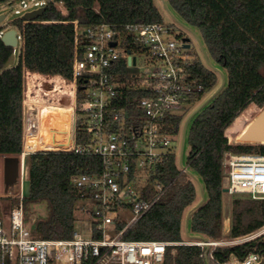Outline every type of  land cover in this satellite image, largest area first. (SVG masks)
Returning a JSON list of instances; mask_svg holds the SVG:
<instances>
[{"label":"trees","instance_id":"trees-1","mask_svg":"<svg viewBox=\"0 0 264 264\" xmlns=\"http://www.w3.org/2000/svg\"><path fill=\"white\" fill-rule=\"evenodd\" d=\"M9 1L0 0V4ZM165 1L185 22L200 31L211 59L225 70L226 84L190 123L191 149L187 161H193L192 175L181 171L178 155L172 149L151 172L143 198L155 195L156 182L167 188L165 194L125 232L123 238L129 241L183 242L187 221L185 228L189 238L199 235L219 240L223 236L225 153L264 155V144H232L225 135L226 127L246 107L251 104L264 107V0ZM46 7L43 15L35 20L46 23H24L22 17L12 21V26L23 36V50L16 65L9 66L15 49L7 46L0 37L2 156L22 153L25 69L44 75L72 77L75 56L73 21L84 28L108 24L116 29L128 23L164 22L156 0H49ZM2 29L4 27L0 26V31ZM110 71L126 76L125 60L118 61ZM190 75L202 87V91L194 94L190 101L191 106H195L216 87L218 75L205 67L200 59L190 67ZM40 79L58 82L52 78ZM33 93L36 99L72 104L71 95L58 94L52 89L37 88ZM144 95L140 91H125L114 108L127 109L134 114L136 101ZM260 110L242 114L237 122V127L241 126L231 133L233 140ZM182 122V115L169 116L165 128L168 133L177 135ZM89 140L83 132L77 133L78 145H88ZM26 164L31 190L29 197L23 199L25 222L36 237L71 239L77 220L76 210L81 202V192L74 186L73 176L99 172L101 159L72 150H39L26 157ZM134 168L132 165L130 178L134 176ZM195 175L203 183L201 194L198 193ZM202 193L207 196L197 207ZM40 203L45 204L46 214L39 213L31 221V215L37 213L36 206ZM126 223V218L120 217L117 229H123ZM263 225L264 199L249 196L233 200L229 237L254 232ZM100 236V233L95 234L96 238ZM251 252L264 254V238L240 246L219 247L211 254L199 245H169L166 257L169 264H225L231 256L243 259Z\"/></svg>","mask_w":264,"mask_h":264},{"label":"built area","instance_id":"built-area-1","mask_svg":"<svg viewBox=\"0 0 264 264\" xmlns=\"http://www.w3.org/2000/svg\"><path fill=\"white\" fill-rule=\"evenodd\" d=\"M48 1L11 0L3 4L19 3L21 9H15V14L21 15L22 10L39 9L47 6ZM29 22L46 23L24 20V23ZM72 23L75 25L72 77L44 75L28 69L24 72V92L27 90V93L23 100L24 134L20 154L23 161L18 190L8 194L10 205L0 203V264H169L166 257L169 245H199L211 254L219 247L240 246L264 238V225L254 232L219 240L167 242L123 238L125 232L165 194L167 188L156 182L155 195L143 198L151 172L172 149L178 155L181 171L192 175L193 161H187V165L183 162L188 120L184 126L181 124L177 135L168 133L165 126L172 115H182L184 120L185 113L192 107V96L202 91L190 75V67L200 58L192 51L191 40L177 35L175 24L128 23L116 29L108 24L84 28L77 21ZM16 30L18 44L19 39L23 42V36ZM5 32L2 29L0 37ZM120 60H125L127 65L124 77L110 71ZM202 63L214 72L211 66ZM42 77L58 82H47V86L38 89H52L72 97L70 145L56 150L98 156L102 162L99 172L73 176V184L81 192L76 214L87 218L89 237H84L75 228L71 239L36 237L24 220L22 184L28 179L26 157L36 152L24 151V137L34 112L36 125L40 119V105L33 93L38 84H31L29 79L46 82L40 79ZM125 91L145 93L136 101L134 114L127 109L114 108ZM33 130L38 132L37 126L31 129L35 133ZM79 131L89 136L88 145L76 143ZM180 134L181 151L177 145ZM132 165L135 166L134 176L130 178ZM223 171L228 194L264 199V155L226 152ZM122 216L127 223L118 230L117 221ZM96 233L101 236L96 238ZM225 264H264V254L251 252L243 259L231 256Z\"/></svg>","mask_w":264,"mask_h":264},{"label":"rangeland","instance_id":"rangeland-1","mask_svg":"<svg viewBox=\"0 0 264 264\" xmlns=\"http://www.w3.org/2000/svg\"><path fill=\"white\" fill-rule=\"evenodd\" d=\"M157 5L159 6L160 12L162 14L163 20L165 23L168 24H175V31L177 32V35H183L186 38H189L192 42V51L202 60L204 61L207 66H211L213 67H217L226 77V73L225 70L218 66L215 62H213V60L211 59L205 44H204V39L202 34L200 33V31H198L195 27L189 25L187 22H185L179 15L178 13L173 10L172 8L168 7V10L164 8V3L162 0H156ZM15 9H21V5L19 3H13L10 5H5V4H0V14H5L6 15V19L2 22L1 26L4 27V29L7 30H11L14 29L15 27L12 26V21L16 18L22 17L24 12L22 10V14L21 15H17L15 14ZM34 9V8H31ZM30 10V9H29ZM23 50V42L19 39L18 40V44L15 47V53L14 56L12 57L9 66H14L19 62L20 59V54L22 53ZM30 83L32 84L33 82H35L36 87L40 88L43 86H47V82H36L35 80H33L32 78L29 79ZM221 83V77L219 75L218 77V82L216 87L207 92L205 94V97L203 98L202 101H200L198 104H196L195 106H192L191 108H189V110L185 113V117L184 120L182 122V125L184 126L185 123L187 122L188 118L190 117V115L193 113V111L195 109H197L200 105H202L206 100L210 99L211 96L214 94V92L216 91V89L219 87ZM50 84H48L49 86ZM39 86V87H38ZM31 89H33V87L31 86ZM27 93V90L24 92V94ZM40 105V111H39V121H38V131L41 133V129L43 130V139H47L49 137L50 134V123H51V114H52V108L51 105H57L58 103L52 102L48 99L45 98H39L37 99ZM211 101V100H210ZM209 102V101H208ZM43 105V106H42ZM263 107H258L256 105H249L248 107H246L243 111H241V113L238 115V117L231 123L229 124L226 129H225V135L228 137L229 142L232 144H250V143H241V142H237L236 140H233V138L231 137V133L238 129L241 125H239V127H237V122L238 120L241 118L242 114H244L246 111H250L253 112L255 109H262ZM33 116V117H32ZM31 116V122H33L34 126H36V122H37V118H36V113L34 112L33 115ZM195 117V116H194ZM192 117L190 120H188V125H187V134L185 137V141H184V151H183V162L185 165H187V159H188V155L190 153V144H189V126L190 123L192 121V119L194 118ZM243 121V120H242ZM181 125V126H182ZM41 127V129H40ZM180 145V151H181V145H182V135L180 134L179 136V140H178V144ZM195 182L197 184L198 187V193L201 194V190L203 189V183L201 181V179L195 175ZM16 189H18L17 187L13 189V187L10 189V193H12L13 191H15ZM9 194V193H8ZM5 192V184H4V159L3 156L0 155V203L2 205H10L11 203V197ZM207 195L205 194L204 197H206ZM248 198V195H231L226 193L224 195L223 198V208H224V214H223V236L222 239H228L229 238V230H228V224H229V217H232V203L233 200L235 198ZM36 210L37 213L32 214L31 215V221H33L36 217L37 214L41 213V214H46V207L45 204L40 203L39 205L36 206ZM190 214V211L186 214V216L188 217V215ZM77 215V220L75 222V229L77 231H79L84 237H89L91 235L89 228H90V224L87 220V218H85L83 215L80 214H76ZM186 217V218H187ZM186 221V220H185ZM186 226L184 225V231H183V235H184V239L187 240H194L192 238H189L186 229ZM203 237V236H201ZM203 239H205L203 237Z\"/></svg>","mask_w":264,"mask_h":264},{"label":"water","instance_id":"water-1","mask_svg":"<svg viewBox=\"0 0 264 264\" xmlns=\"http://www.w3.org/2000/svg\"><path fill=\"white\" fill-rule=\"evenodd\" d=\"M164 3V8L168 10V5L166 3L165 0H162ZM46 6H43L39 9L30 11V12H26L23 16L22 19L23 20H36L37 18H39L40 16L43 15L44 11L46 10ZM6 19V15L5 14H0V26L2 24V22ZM17 30L16 29H11V30H7L4 35L1 37L2 41L9 47H16L17 45ZM185 40H189L188 38H186ZM113 45H115V43H113ZM188 46V45H187ZM214 72L218 73L221 77V83L219 85V87L216 89V91L214 92V94L211 96L210 99L206 100L202 105H200L197 109H195L193 111V113L190 115V117L188 118V120H190L192 117H194L207 103L208 101H210L218 92H220L225 84H226V77L225 75L217 68V67H213ZM252 130H255L257 132V135H255L257 137V141L259 143L256 144H262V142L264 141V107L262 108V113H260V115H258L257 119L254 121V123L251 126ZM250 144H254V143H250ZM4 159V184H5V192L8 194L10 193V189L13 187L14 188H18V182H19V172H20V163L21 160L23 161V158L20 155H14V156H3ZM180 159H182V153L180 156ZM25 162V159H24ZM22 189H23V196L25 197H29L30 195V190H31V184L29 179L24 180L23 184H22ZM18 189H16L13 192H16ZM224 193L228 192L227 188L223 189ZM205 197L202 193V198L200 200V202L197 204V207H199L203 201H204ZM192 239L194 240H202L203 238L199 235H191L190 236Z\"/></svg>","mask_w":264,"mask_h":264},{"label":"bare ground","instance_id":"bare-ground-1","mask_svg":"<svg viewBox=\"0 0 264 264\" xmlns=\"http://www.w3.org/2000/svg\"><path fill=\"white\" fill-rule=\"evenodd\" d=\"M71 106L72 104L51 105L52 116L50 123V134L46 140L42 137L43 130L41 129V127V133L34 130L33 131L35 133H32L31 129L33 127L36 129L37 125L34 126L33 122L30 121L26 128L27 133L24 137V151H38L40 149L56 150L60 147H68L70 145L69 132L72 122ZM260 113H262V109L256 114V116H254L251 122L240 132V134L234 140L241 143H259L257 141V137L255 136L257 135V132L255 130H252L251 126L257 119L258 115H260ZM262 144H264V141L262 142Z\"/></svg>","mask_w":264,"mask_h":264},{"label":"crops","instance_id":"crops-1","mask_svg":"<svg viewBox=\"0 0 264 264\" xmlns=\"http://www.w3.org/2000/svg\"><path fill=\"white\" fill-rule=\"evenodd\" d=\"M226 193H224V195H225ZM223 198H224V196H223ZM189 216V215H188ZM229 217V224H228V230L230 231V226H231V218H230V216H228ZM188 218V217H187ZM185 225H187V221L185 222Z\"/></svg>","mask_w":264,"mask_h":264},{"label":"clouds","instance_id":"clouds-1","mask_svg":"<svg viewBox=\"0 0 264 264\" xmlns=\"http://www.w3.org/2000/svg\"><path fill=\"white\" fill-rule=\"evenodd\" d=\"M15 29V28H14Z\"/></svg>","mask_w":264,"mask_h":264}]
</instances>
